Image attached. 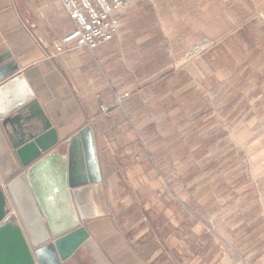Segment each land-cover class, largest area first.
<instances>
[{
  "label": "crops",
  "instance_id": "0c3cea01",
  "mask_svg": "<svg viewBox=\"0 0 264 264\" xmlns=\"http://www.w3.org/2000/svg\"><path fill=\"white\" fill-rule=\"evenodd\" d=\"M258 13L264 0H134L110 41L53 55V40L72 26L59 1L0 0V53H10L0 84L22 74L56 128V147L67 156L66 189L88 232L65 260L46 245L37 264H264V239L244 220L239 183L235 190L232 184L230 221L223 220L227 200L213 178L193 169L222 163L192 158L215 131L237 145L240 134H264L257 129L264 120ZM201 38L215 45L183 60ZM151 57L158 68L146 74ZM116 94H124L120 104ZM210 103L231 120L226 132L193 125L216 118ZM193 135L206 138L193 143ZM11 151L0 121V183L16 174ZM247 166L257 180L243 189L256 188L246 199L251 205L264 159ZM53 210L72 213L58 197Z\"/></svg>",
  "mask_w": 264,
  "mask_h": 264
},
{
  "label": "water",
  "instance_id": "95a60500",
  "mask_svg": "<svg viewBox=\"0 0 264 264\" xmlns=\"http://www.w3.org/2000/svg\"><path fill=\"white\" fill-rule=\"evenodd\" d=\"M10 55L0 53V64ZM0 121L11 143L16 174L0 183V264H37L46 245L65 260L88 238L66 189L67 156L57 148L58 133L22 74L0 84ZM65 189V190H63ZM57 197L70 210L53 211ZM9 198L20 221L5 219Z\"/></svg>",
  "mask_w": 264,
  "mask_h": 264
},
{
  "label": "rangeland",
  "instance_id": "374dc122",
  "mask_svg": "<svg viewBox=\"0 0 264 264\" xmlns=\"http://www.w3.org/2000/svg\"><path fill=\"white\" fill-rule=\"evenodd\" d=\"M257 16L260 19H264L263 13H258ZM214 45L215 40L212 39L201 38L199 40H195L192 43L187 54H185L184 57L182 56L184 58L183 60H193L197 58V56H200L207 50L213 48ZM162 63H159L160 66L162 65ZM155 65L156 61L151 57L149 63L144 66V68H146L145 73H152L155 69L158 68H155ZM209 109L212 114L216 116V118L202 117L193 119V125L202 127L214 126L218 129L223 128V130H225L224 132H226L231 120L221 117V114L218 111L219 109L213 103H210ZM234 122H239L241 130L244 129L243 125L245 122L243 120H234ZM257 129H264V120ZM210 135L211 136H208L206 139L204 148L203 146H200V150H193L192 158L217 159V161L221 162L222 164L217 166H208L206 168L193 169H201L203 173H206L207 176L213 178L212 180L215 181L218 192H220L224 196L225 200H227L225 201V203H228L229 205L226 207V209H224L223 220L229 219L230 221L231 215L230 213H228L229 211H226L230 209V200L233 192L232 184H234L235 190V182L237 181L240 187L241 207L247 206L246 208L248 210L246 213L249 214L244 218V220L248 222L247 224H250L252 226L253 230H255L253 232L254 236L264 239V176L260 178V181L258 180V192L255 197L256 200H254L253 204L248 205L246 199L251 195L253 196V192H256V188L255 190L247 188L243 191L245 185H247L250 181H257L251 176L250 173V171H253L254 168L248 167L247 162L252 159H264V134L255 136L240 134L239 136H236V138L238 137V145L235 141H232V136L230 134L221 136V133L215 131ZM192 137L193 143L203 142L204 138H206V136L201 137L199 135H193ZM220 137H222V140H220ZM236 162L239 163L237 164ZM256 169L264 170L263 167H259ZM211 229L212 227L209 228V230ZM224 233L225 237L231 238L230 231ZM243 261L245 260L242 258L240 264H242Z\"/></svg>",
  "mask_w": 264,
  "mask_h": 264
},
{
  "label": "built area",
  "instance_id": "2783aa9c",
  "mask_svg": "<svg viewBox=\"0 0 264 264\" xmlns=\"http://www.w3.org/2000/svg\"><path fill=\"white\" fill-rule=\"evenodd\" d=\"M67 13L72 24L71 28L59 38L53 40L54 54H61L67 48L82 47L89 51L110 41L121 26L120 14L126 10L134 0H58ZM123 95H115L116 104H120ZM103 113L109 109L100 105ZM3 187V182L1 183ZM13 222L20 221L18 212L9 198V209L5 219ZM242 264H255L243 261Z\"/></svg>",
  "mask_w": 264,
  "mask_h": 264
},
{
  "label": "bare ground",
  "instance_id": "6f19581e",
  "mask_svg": "<svg viewBox=\"0 0 264 264\" xmlns=\"http://www.w3.org/2000/svg\"><path fill=\"white\" fill-rule=\"evenodd\" d=\"M8 158H10V159H12L13 160V158H12V155L9 153L8 154ZM3 184H4V186H5V184H6V181L5 182H3Z\"/></svg>",
  "mask_w": 264,
  "mask_h": 264
},
{
  "label": "flooded vegetation",
  "instance_id": "af4514ba",
  "mask_svg": "<svg viewBox=\"0 0 264 264\" xmlns=\"http://www.w3.org/2000/svg\"><path fill=\"white\" fill-rule=\"evenodd\" d=\"M3 129H4V128H3ZM4 133H5L6 138H7L8 142H9V144H10V146H11V143H10V141H9V138H8V136H7L6 132H5V130H4ZM13 176H14V175H13ZM11 177H12V176H11Z\"/></svg>",
  "mask_w": 264,
  "mask_h": 264
}]
</instances>
